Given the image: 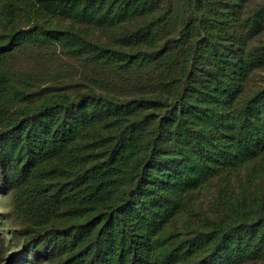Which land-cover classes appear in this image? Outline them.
<instances>
[{"label":"trees","instance_id":"16d2710c","mask_svg":"<svg viewBox=\"0 0 264 264\" xmlns=\"http://www.w3.org/2000/svg\"><path fill=\"white\" fill-rule=\"evenodd\" d=\"M0 195L10 264H264V0H0Z\"/></svg>","mask_w":264,"mask_h":264},{"label":"rangeland","instance_id":"374dc122","mask_svg":"<svg viewBox=\"0 0 264 264\" xmlns=\"http://www.w3.org/2000/svg\"><path fill=\"white\" fill-rule=\"evenodd\" d=\"M5 195H7V193H5ZM6 199H8V197L0 195V202L3 200V202H5ZM11 210V207L0 206V264L12 263L11 255L22 247L20 246V248H18L12 245L14 242H17L12 232L14 228H19L20 225L17 222L18 219L16 215L12 214Z\"/></svg>","mask_w":264,"mask_h":264}]
</instances>
